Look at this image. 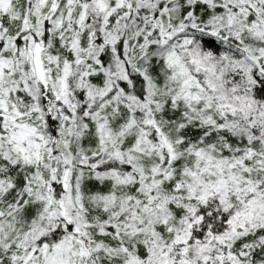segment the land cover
<instances>
[{
  "label": "snow or ice",
  "instance_id": "obj_1",
  "mask_svg": "<svg viewBox=\"0 0 264 264\" xmlns=\"http://www.w3.org/2000/svg\"><path fill=\"white\" fill-rule=\"evenodd\" d=\"M0 264H264V0H0Z\"/></svg>",
  "mask_w": 264,
  "mask_h": 264
}]
</instances>
